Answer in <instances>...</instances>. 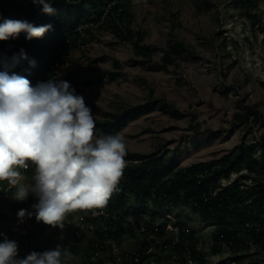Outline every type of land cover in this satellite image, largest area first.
<instances>
[{"label": "rangeland", "instance_id": "rangeland-1", "mask_svg": "<svg viewBox=\"0 0 264 264\" xmlns=\"http://www.w3.org/2000/svg\"><path fill=\"white\" fill-rule=\"evenodd\" d=\"M30 1L0 0V11L14 10ZM116 1L122 3L127 14L122 19L106 17L107 23L89 32L84 46L61 57L56 75L57 79L74 83L73 88L83 95L95 121L153 100L166 105L170 111L178 110L183 114L175 117L157 109L128 123L119 132L126 141V155H148L161 150L166 159H177L181 168H187L222 159L243 143L255 144L264 136V0H258L253 7L242 5V0ZM106 11L102 8L100 13ZM90 15V19H95L98 13ZM117 28L138 32L142 39L140 44L157 48L166 49L182 42L199 59L193 60L185 54L174 65L162 69V52L153 54L150 59L138 57L137 38L122 42ZM136 60L141 64L133 65ZM116 63L120 64L118 69ZM102 71H116L120 76L115 81L105 79L92 87L82 85L97 78ZM246 107L260 111L262 124L237 126L233 123L235 113H244ZM100 133L95 135L100 136ZM260 155L261 146L257 145L254 158L259 160ZM242 173L248 172L243 168ZM238 175L232 174L221 182L229 184ZM261 179L264 181V175ZM2 182L6 189L7 182ZM26 182L30 183L31 177H27ZM246 183L251 185L252 180ZM13 191L10 190V195ZM10 200V203L0 204V233L18 242L21 257L33 250L42 252L60 244L73 254L74 259L68 264H86L85 254L92 236H76L73 221L77 215L69 212L63 229L37 222L35 216L19 223L18 210L32 211L31 205L37 199L30 195L24 202H15L12 196ZM126 203L122 214L131 213L137 206L133 197ZM146 207L149 210L145 216L157 224H185L190 233L195 234L190 244L197 245V251L205 256L207 264H264L263 244L254 242L251 237H245L235 251L224 245L219 254L213 253L216 220L205 221L189 207L156 209L150 203ZM227 222L244 234L238 223ZM120 228L126 231L121 238L120 255L115 262L103 256L104 264H131L133 255L142 246L141 236L130 232L126 223ZM3 238L0 236V241ZM151 250L153 256L145 264H172L174 253L163 249L161 243ZM235 253L242 254L243 258L233 259Z\"/></svg>", "mask_w": 264, "mask_h": 264}, {"label": "trees", "instance_id": "trees-1", "mask_svg": "<svg viewBox=\"0 0 264 264\" xmlns=\"http://www.w3.org/2000/svg\"><path fill=\"white\" fill-rule=\"evenodd\" d=\"M49 2L57 10L55 15L44 14L42 6L35 5L31 1L27 5L13 8L14 10L9 8L0 11V23L4 19H13L26 20L34 26L52 25V29L41 38L27 40L25 34L22 33L18 39L0 41V57H11L14 53H19L21 49H24L29 60H35V67L30 66L29 60H24L10 69V74L14 72L26 77L33 86L49 78L57 79L56 63L61 60L62 51L76 50L80 45L84 46L87 43L90 31H86V38L82 39L79 44L81 40L79 28L91 22H100L104 14V12L100 13L102 8L108 10L107 18L110 20L122 19L127 14L122 3L116 0H49ZM257 2L258 0H242V5L253 7ZM112 3L115 4L111 5ZM92 12L98 13L95 19H90ZM107 18L105 23H107ZM116 32L122 42L137 38L135 50L138 57L150 59L153 54L162 52L160 68L165 70L185 54H189L193 60L199 59L182 42L162 49L140 44L141 34L130 29L117 28ZM138 64H141V61L133 62V65ZM119 67L120 64L116 63V69ZM0 70L3 69L0 68ZM119 76L120 73L116 71H102L97 78L87 80L82 85L92 87L105 79L115 81ZM69 83L72 87L74 86V83ZM160 104L156 100L148 101L135 107L124 108L120 113L110 115L103 121H95V134L98 131L105 135L120 132L128 123L157 109L175 117L183 116L180 111H170L166 105ZM244 110V113H235L233 123L237 126L250 123L262 124L263 116L256 107H246ZM257 145L261 146L259 160L254 158ZM125 160L128 163H126L118 185L119 191L114 193L109 200L112 209L121 211L126 207L128 198L133 197L137 206L133 207L131 213L125 212L124 216L131 215L139 223L149 210L146 207L147 203L156 209L189 207L194 213L201 214L205 221H217V234L212 245L213 253L219 254L224 245L235 251L239 245L243 244L245 237L253 238L254 242L263 244L264 248V181L261 179L264 175V136L255 144L243 143L222 159L195 164L187 168H181L177 159H166V155L161 153V150L148 155H125ZM134 160L139 163H135ZM243 168L247 170V174L242 173ZM33 170L30 167L27 177H31ZM232 174L239 175L233 182L223 185L221 181L229 179ZM248 179L252 180L251 185H247ZM9 201L11 200L3 199L2 204L10 203ZM255 216L256 219H254ZM228 220L238 223L244 234L239 233L240 230L234 227L233 223L227 222ZM149 221L147 234H138L132 227L128 228L130 232L143 239L142 246L132 257L131 264H145L153 256L151 248L157 243H161L163 249L171 244L172 234L165 231L167 222L157 225L151 219ZM176 227L180 231L181 246L189 248L197 263L207 264L205 256L197 251V245L190 244L195 234L190 233L183 223H177ZM124 232L126 231L120 228L118 232L107 234V237L102 234L92 236L93 239L91 237L85 254L86 264H104L102 257L105 255L108 256L109 261L115 262L116 258L109 256L105 250H101V257L91 261L96 250L95 241L99 239L105 244L110 240H121ZM177 249L169 252L182 258ZM241 258H243L242 254L233 255V259Z\"/></svg>", "mask_w": 264, "mask_h": 264}, {"label": "clouds", "instance_id": "clouds-1", "mask_svg": "<svg viewBox=\"0 0 264 264\" xmlns=\"http://www.w3.org/2000/svg\"><path fill=\"white\" fill-rule=\"evenodd\" d=\"M31 3L42 6L44 14H56L49 0ZM51 29V24L4 19L0 41L18 39L22 33L27 40L41 38ZM24 60H29L24 49L0 57V181L14 189L11 196L17 202L30 195L37 199L32 211L18 210L19 223L35 216L37 222L63 229L69 212L102 210L119 191L126 141L119 132L95 135L94 113L68 81L49 78L33 86L26 77L10 74ZM29 64L35 67L36 62ZM0 236V264H68L74 259L60 244L21 257L18 242Z\"/></svg>", "mask_w": 264, "mask_h": 264}, {"label": "built area", "instance_id": "built-area-1", "mask_svg": "<svg viewBox=\"0 0 264 264\" xmlns=\"http://www.w3.org/2000/svg\"><path fill=\"white\" fill-rule=\"evenodd\" d=\"M112 3L111 5H114ZM111 5L109 7H111ZM108 7V9H109ZM122 11V9H120ZM108 10L104 13V16L98 23H89L79 28V32L81 34V40L86 38V31H96L100 27L105 24L106 17H107ZM69 52L67 50L62 51V57H66ZM60 61L56 63V68L59 67ZM31 167V166H30ZM26 172V177L28 175V171ZM0 204L2 203L3 199L9 200L11 198L10 189L7 186H2V181H0ZM14 200V199H13ZM15 201V200H14ZM17 202V201H15ZM111 203L108 202L107 206L104 209H89V210H76L72 211L73 214L77 215L75 221H73V228L75 230L76 236L81 237L84 235L90 236H101L104 235L107 237L109 233L118 232L122 223H126L128 228H133L134 232L138 234H147L148 224H150L149 219L146 216H143L141 221L137 223L133 216L126 215L121 213L119 210H114L111 208ZM158 225V224H157ZM166 233L172 234L171 244L165 246V250H175L177 249L182 258H178L175 254L173 258L172 264H198L192 254L191 251L187 246H181L180 244V231L179 228L176 226H172L167 224L165 227ZM98 242V243H97ZM101 240L95 241V252L91 258V261L96 260L101 255V250H105L106 253L114 258H118L120 255V247H121V240H110L102 245Z\"/></svg>", "mask_w": 264, "mask_h": 264}, {"label": "crops", "instance_id": "crops-1", "mask_svg": "<svg viewBox=\"0 0 264 264\" xmlns=\"http://www.w3.org/2000/svg\"><path fill=\"white\" fill-rule=\"evenodd\" d=\"M30 178V177H29Z\"/></svg>", "mask_w": 264, "mask_h": 264}]
</instances>
